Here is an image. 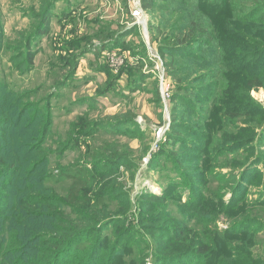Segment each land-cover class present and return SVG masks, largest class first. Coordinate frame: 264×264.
Masks as SVG:
<instances>
[{"label": "trees", "instance_id": "obj_1", "mask_svg": "<svg viewBox=\"0 0 264 264\" xmlns=\"http://www.w3.org/2000/svg\"><path fill=\"white\" fill-rule=\"evenodd\" d=\"M40 1L32 31L4 41L0 21V53L9 51L20 72L31 70L54 16L57 0ZM163 5L149 37L176 91L165 140L147 166L162 179L160 193L143 189L131 200L119 180L124 169L135 173L131 150L112 145L97 149L90 166L61 169L59 179L86 174L67 194L46 188L52 172L40 140L52 122L50 97L20 103L24 95L0 83V264H264V238L255 241L264 214L252 215L264 208V107L251 96L264 89V0H142L150 14ZM127 116L95 125L141 134ZM96 178L101 186L84 191ZM249 187L258 192L250 205ZM220 214L231 220L227 236L214 224Z\"/></svg>", "mask_w": 264, "mask_h": 264}, {"label": "rangeland", "instance_id": "obj_2", "mask_svg": "<svg viewBox=\"0 0 264 264\" xmlns=\"http://www.w3.org/2000/svg\"><path fill=\"white\" fill-rule=\"evenodd\" d=\"M40 2L0 0L4 41L6 38L14 40L21 30L35 29L37 23L33 14ZM53 10L49 33L34 47L36 53L31 70L18 71L13 68L11 53H0V83L24 95L20 103L50 97L52 122L44 140L40 141L52 177L43 183L44 186L52 187L57 194H67L76 182L85 180L86 174L75 179L74 175L59 179L61 169H73L80 163L92 165L97 149L109 145L128 146L135 173L132 176L131 171L124 169L119 180L131 200L136 201L143 189L159 194L161 188L157 179L161 177L147 166L168 132L170 97L173 90L176 91V81L170 78L164 61L151 43L149 25L167 12L168 7L163 5L150 14L142 7V0H57ZM170 11L168 16H172ZM207 14L204 13L209 16ZM83 49L87 51L81 53ZM251 96L264 107L262 87L252 89ZM27 115L23 109L21 124L26 123ZM127 115L134 116L141 134L131 131L134 134L113 135L95 125ZM80 118L86 124H82ZM186 138L193 137L187 134ZM257 147L258 150L262 148ZM21 151L25 152L24 157H30L27 149L21 148ZM260 169L264 172V166L260 165ZM100 182L96 178L91 186L85 185L84 191L95 192ZM208 186L212 191L215 183ZM228 196L226 194L224 199ZM257 197V189L249 187L246 204L250 205ZM103 200L105 203L109 199L103 197ZM116 203L113 200L111 206L115 207ZM171 208L177 215L174 206ZM258 213L264 214V208H256L252 215L256 217ZM230 222V218L222 214L216 217L214 224L220 235L227 236ZM263 238L261 234L256 235L255 241ZM254 249L259 251L257 246ZM147 264H152L151 259H147Z\"/></svg>", "mask_w": 264, "mask_h": 264}]
</instances>
